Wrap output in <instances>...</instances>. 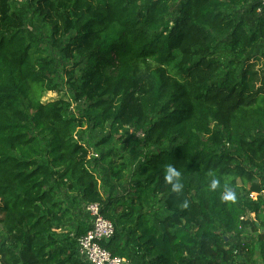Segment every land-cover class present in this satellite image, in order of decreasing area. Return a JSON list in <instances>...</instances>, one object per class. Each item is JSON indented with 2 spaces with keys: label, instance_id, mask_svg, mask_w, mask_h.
<instances>
[{
  "label": "trees",
  "instance_id": "trees-1",
  "mask_svg": "<svg viewBox=\"0 0 264 264\" xmlns=\"http://www.w3.org/2000/svg\"><path fill=\"white\" fill-rule=\"evenodd\" d=\"M35 1L54 47L84 61L70 84L87 107L77 117L63 99L42 101L60 90L55 61L34 57L25 17L0 0V264H88L78 239L92 223L79 224L73 238L57 233L74 218L57 198L60 186L100 205L116 228L101 244L131 264H242L238 258L253 254L255 243L264 259V72L259 77L253 62L264 59L257 54L261 0ZM245 6L256 16L251 28L239 10ZM222 37L234 53L226 71ZM92 121L95 128L112 123L99 146L125 128L133 131L122 135L128 147L160 148L133 173L138 201L101 193L93 168L103 162L121 180L129 165L110 152L91 157L75 138ZM40 135L50 138L46 151ZM167 141L171 147L162 148ZM168 165L179 181H165ZM147 191L165 195L167 214L157 226L141 211L148 229L132 239L126 222ZM248 210L255 219L244 217ZM247 230L256 240H243Z\"/></svg>",
  "mask_w": 264,
  "mask_h": 264
},
{
  "label": "rangeland",
  "instance_id": "rangeland-1",
  "mask_svg": "<svg viewBox=\"0 0 264 264\" xmlns=\"http://www.w3.org/2000/svg\"><path fill=\"white\" fill-rule=\"evenodd\" d=\"M12 8L14 11L23 15L27 21V39L28 43L33 45L34 57L37 56H48L55 61V72L58 76V81L60 84L59 89L56 91H48L43 97L42 101H51L56 99H63L66 102L70 103L69 113L78 116H81L87 107V103L75 99V92L72 89L70 84V74L79 77L83 68L85 67L84 61L82 58H68L65 56L61 48L54 47L52 38H51V29L44 23L43 19L39 16L36 10V1L35 0H11ZM240 13L244 17L247 23V27L251 28L255 24V15L248 13L247 6L240 8ZM63 46L67 43V40H64ZM218 50L220 52V58L224 63L225 71L229 69L230 60L233 59L234 53L231 51L229 45L226 43V37H222L218 42ZM259 55L264 54V41L258 49ZM255 63V70L258 73V76L261 77L264 72V59L259 57L256 60H253ZM231 67V66H230ZM222 72V75L225 73ZM94 121L92 124H85L78 128L74 133L76 139H82V142L85 143L90 149L91 157H98L104 153H111V157L116 163L125 162L129 165L128 170L125 172V176L118 180L116 179L104 165H107L101 162V166L93 168L96 172L99 182L100 190L104 196H127L129 200L131 197H134V200L138 201V194L135 189L132 187V181L134 180L133 173L137 169L140 163L144 161L146 156H149L153 152L158 151L160 148L157 146H146V145H136L128 147V142L126 141L127 133H133V131L127 132L125 128H119L116 131H113L114 137L113 140L103 146H99V142L106 137L109 132L112 131L111 121H107L103 126L95 128L93 127ZM33 133L38 135L37 130H33ZM136 139L142 137V133L138 132L134 134ZM41 147L46 151L48 150L49 136L38 137ZM172 142L167 141L162 148L171 147ZM46 156V155H45ZM45 160V159H43ZM93 165V162H92ZM57 192L60 194L59 197L64 206L68 207L74 215V218L71 220H66L64 225L57 229V233L61 239H65L68 236L73 238L77 232V226L81 223L91 224L92 219L88 215L85 204L82 202L81 197L74 192L69 191L65 186L56 187ZM142 204H140L139 210L135 214L133 221H127L125 229L126 236L137 239V236L145 229H148L146 225H141L143 218L140 216V212L144 215H147L150 219V225L159 226V220L167 214V208L165 204V195L162 193L154 194L152 191H147L144 197L141 196ZM250 216L252 219H255V213L252 210H248L247 215L244 217ZM139 217V218H138ZM141 222V223H140ZM136 224L139 229L135 232L134 235L129 234L131 229H134ZM153 234L150 231L149 235ZM243 240L252 242L256 240V235L253 232L245 231L243 234ZM131 245L135 247L134 241L131 242ZM253 254L242 253L238 260L242 264H264V259L261 256L259 245L255 243ZM137 249V246L135 247ZM157 252L150 255L148 258H155ZM127 258V257H125ZM128 259V258H127Z\"/></svg>",
  "mask_w": 264,
  "mask_h": 264
},
{
  "label": "built area",
  "instance_id": "built-area-1",
  "mask_svg": "<svg viewBox=\"0 0 264 264\" xmlns=\"http://www.w3.org/2000/svg\"><path fill=\"white\" fill-rule=\"evenodd\" d=\"M261 2L264 5V0ZM258 11L261 12V8ZM85 208L91 216L92 227L78 239L79 255L88 264H131L129 259L114 255L101 244L115 234L114 222L102 215L98 203H86Z\"/></svg>",
  "mask_w": 264,
  "mask_h": 264
},
{
  "label": "clouds",
  "instance_id": "clouds-1",
  "mask_svg": "<svg viewBox=\"0 0 264 264\" xmlns=\"http://www.w3.org/2000/svg\"><path fill=\"white\" fill-rule=\"evenodd\" d=\"M180 173L172 166L168 165L165 171V181L167 183H171L173 179H177L179 181ZM216 181H213V186H215ZM182 188V184L177 182L176 184L173 185V190L175 191H180Z\"/></svg>",
  "mask_w": 264,
  "mask_h": 264
}]
</instances>
